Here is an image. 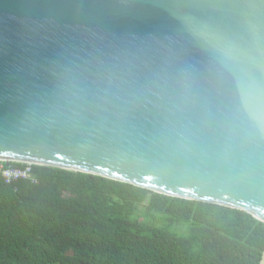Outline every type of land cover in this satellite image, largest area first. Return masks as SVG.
<instances>
[{
    "label": "water",
    "instance_id": "95a60500",
    "mask_svg": "<svg viewBox=\"0 0 264 264\" xmlns=\"http://www.w3.org/2000/svg\"><path fill=\"white\" fill-rule=\"evenodd\" d=\"M248 80L264 85V0H0V162L264 223Z\"/></svg>",
    "mask_w": 264,
    "mask_h": 264
},
{
    "label": "trees",
    "instance_id": "16d2710c",
    "mask_svg": "<svg viewBox=\"0 0 264 264\" xmlns=\"http://www.w3.org/2000/svg\"><path fill=\"white\" fill-rule=\"evenodd\" d=\"M32 176L0 180V264H260L264 223L245 212L54 167Z\"/></svg>",
    "mask_w": 264,
    "mask_h": 264
},
{
    "label": "clouds",
    "instance_id": "9594fccd",
    "mask_svg": "<svg viewBox=\"0 0 264 264\" xmlns=\"http://www.w3.org/2000/svg\"><path fill=\"white\" fill-rule=\"evenodd\" d=\"M239 109L250 133L264 137V85L248 80L238 84Z\"/></svg>",
    "mask_w": 264,
    "mask_h": 264
},
{
    "label": "built area",
    "instance_id": "2783aa9c",
    "mask_svg": "<svg viewBox=\"0 0 264 264\" xmlns=\"http://www.w3.org/2000/svg\"><path fill=\"white\" fill-rule=\"evenodd\" d=\"M22 167H6L0 162V180L6 185H12L18 181H31L36 183L32 176V164H21Z\"/></svg>",
    "mask_w": 264,
    "mask_h": 264
},
{
    "label": "rangeland",
    "instance_id": "374dc122",
    "mask_svg": "<svg viewBox=\"0 0 264 264\" xmlns=\"http://www.w3.org/2000/svg\"><path fill=\"white\" fill-rule=\"evenodd\" d=\"M142 221H146L145 219H142Z\"/></svg>",
    "mask_w": 264,
    "mask_h": 264
}]
</instances>
